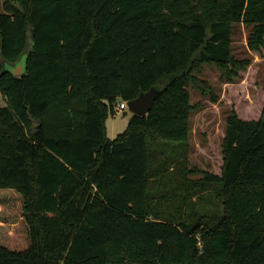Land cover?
<instances>
[{"label": "trees", "instance_id": "1", "mask_svg": "<svg viewBox=\"0 0 264 264\" xmlns=\"http://www.w3.org/2000/svg\"><path fill=\"white\" fill-rule=\"evenodd\" d=\"M236 25L264 60V0L5 1L0 264H264V89L229 108L220 173L189 167L191 89L218 101L203 66L229 86L251 64ZM153 87L111 139L118 104Z\"/></svg>", "mask_w": 264, "mask_h": 264}, {"label": "rangeland", "instance_id": "2", "mask_svg": "<svg viewBox=\"0 0 264 264\" xmlns=\"http://www.w3.org/2000/svg\"><path fill=\"white\" fill-rule=\"evenodd\" d=\"M0 0V12H4V3ZM249 29L245 25H236L233 35V53L239 59H248L250 66L241 71L237 84L227 85L221 71L215 65H204L200 77L206 80L212 87L213 95L218 97L213 102L212 96H204L200 91L191 89L192 103L198 104V111L192 115V149L189 156V167L199 169L191 175V179H199L202 171L219 174L222 166L221 143L226 124L227 113L230 107L235 106L239 113L255 112L256 106L262 101L264 89V60L260 57H252L248 50L247 38ZM24 54L20 63L26 60ZM5 99L0 94V107L5 106ZM261 107V106H260ZM132 112L126 108L118 111L107 122L108 135L114 139L123 133ZM256 117L259 112L256 111ZM196 167V168H195Z\"/></svg>", "mask_w": 264, "mask_h": 264}, {"label": "water", "instance_id": "3", "mask_svg": "<svg viewBox=\"0 0 264 264\" xmlns=\"http://www.w3.org/2000/svg\"><path fill=\"white\" fill-rule=\"evenodd\" d=\"M25 62H19L16 65L10 67L15 76H18L24 72ZM159 94L160 89L153 87L147 92H141L136 99L128 101L126 106L132 112V114L146 116L151 110L152 105Z\"/></svg>", "mask_w": 264, "mask_h": 264}, {"label": "built area", "instance_id": "4", "mask_svg": "<svg viewBox=\"0 0 264 264\" xmlns=\"http://www.w3.org/2000/svg\"><path fill=\"white\" fill-rule=\"evenodd\" d=\"M127 108L126 102H121L118 104V111H123Z\"/></svg>", "mask_w": 264, "mask_h": 264}, {"label": "crops", "instance_id": "5", "mask_svg": "<svg viewBox=\"0 0 264 264\" xmlns=\"http://www.w3.org/2000/svg\"><path fill=\"white\" fill-rule=\"evenodd\" d=\"M112 139V138H111Z\"/></svg>", "mask_w": 264, "mask_h": 264}]
</instances>
